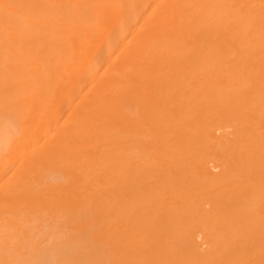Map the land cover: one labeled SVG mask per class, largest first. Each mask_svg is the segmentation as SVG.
<instances>
[{
	"label": "bare ground",
	"instance_id": "bare-ground-1",
	"mask_svg": "<svg viewBox=\"0 0 264 264\" xmlns=\"http://www.w3.org/2000/svg\"><path fill=\"white\" fill-rule=\"evenodd\" d=\"M0 264H264V0H0Z\"/></svg>",
	"mask_w": 264,
	"mask_h": 264
}]
</instances>
